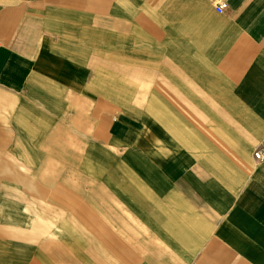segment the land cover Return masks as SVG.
Listing matches in <instances>:
<instances>
[{
	"label": "crops",
	"instance_id": "obj_1",
	"mask_svg": "<svg viewBox=\"0 0 264 264\" xmlns=\"http://www.w3.org/2000/svg\"><path fill=\"white\" fill-rule=\"evenodd\" d=\"M0 93L60 264H264V0H0Z\"/></svg>",
	"mask_w": 264,
	"mask_h": 264
},
{
	"label": "rangeland",
	"instance_id": "obj_2",
	"mask_svg": "<svg viewBox=\"0 0 264 264\" xmlns=\"http://www.w3.org/2000/svg\"><path fill=\"white\" fill-rule=\"evenodd\" d=\"M6 140L0 136V141ZM25 147L0 143V264H60V241L52 240L51 225L43 222L51 178L37 170L40 160H29ZM6 212L12 214V222ZM5 227L14 229L4 232Z\"/></svg>",
	"mask_w": 264,
	"mask_h": 264
},
{
	"label": "built area",
	"instance_id": "obj_3",
	"mask_svg": "<svg viewBox=\"0 0 264 264\" xmlns=\"http://www.w3.org/2000/svg\"><path fill=\"white\" fill-rule=\"evenodd\" d=\"M225 7H226V3L225 2H217L214 5V9L218 13L222 12ZM254 157L256 159H262V158H264V153L258 150L256 152H254Z\"/></svg>",
	"mask_w": 264,
	"mask_h": 264
}]
</instances>
